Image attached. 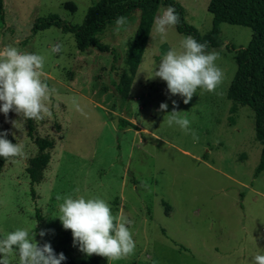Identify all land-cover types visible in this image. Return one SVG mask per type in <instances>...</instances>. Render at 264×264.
Listing matches in <instances>:
<instances>
[{
  "label": "rangeland",
  "instance_id": "1",
  "mask_svg": "<svg viewBox=\"0 0 264 264\" xmlns=\"http://www.w3.org/2000/svg\"><path fill=\"white\" fill-rule=\"evenodd\" d=\"M97 1L4 0L1 46L44 57L41 79L50 94L44 102L48 112L35 120L36 136L54 139L55 146L44 178L33 190L26 168L37 145L28 136L25 120L11 110L7 117L0 113L3 125L24 145V156L9 159L0 174V235L34 226L38 244L47 241L90 264V255L72 244L70 230L55 217L65 196L80 194L105 199L114 217L131 221L134 251L118 260L105 257L100 264H250L252 255L264 254V169L257 173L262 146L256 139L254 112L234 103L227 92L236 71L235 49L248 45L253 30L220 24L223 43L209 51L218 54L215 63L223 78L212 92L197 89L185 104L167 95L166 82L145 72L190 35L173 25L162 40L153 24L129 104H121L114 82L127 66L139 11L126 18L119 32L112 24L98 35L99 44L109 51H81L74 35L56 26L32 35L35 20L49 14L82 24ZM175 1L182 5L187 23L200 34L209 32L210 0ZM167 7L160 6L157 16ZM54 44L61 45L57 53L51 52ZM115 50L118 69L112 71ZM161 102L167 103L166 110H158ZM173 107L189 119L195 140L167 125L165 111ZM120 117L135 126L119 129ZM40 230L45 231L43 237ZM9 259L15 264L14 253Z\"/></svg>",
  "mask_w": 264,
  "mask_h": 264
},
{
  "label": "clouds",
  "instance_id": "2",
  "mask_svg": "<svg viewBox=\"0 0 264 264\" xmlns=\"http://www.w3.org/2000/svg\"><path fill=\"white\" fill-rule=\"evenodd\" d=\"M178 22L174 8L170 5L154 18V31L163 40L169 27ZM127 23L119 16L114 21V32H119ZM202 43L191 36L179 41L178 47H169L160 57L159 63L145 72L149 78L158 77L166 82L167 95L178 96L187 104L197 89L212 92L221 82L223 74L217 66V53L205 51ZM61 49L60 44L51 47L52 53ZM44 57L35 52L20 51L12 45L0 48V113L7 117L11 110L23 120H40L48 112L45 101L50 89L41 79ZM175 106L176 100H171ZM167 103L161 102L158 110H166ZM167 125L176 126L195 140L196 133L189 127L190 121L178 115L173 107L165 111ZM17 120L11 123L17 127ZM19 129V128H18ZM5 130H0V158H22L24 145L12 142ZM58 217L63 229L70 230L72 244L86 255L98 254L108 261L118 260L131 254L135 248L130 231L131 221L114 217L108 202L97 196L67 195L57 205ZM33 227H17L0 235V264H12L9 255L15 254V264H61L65 260L62 252L53 251L49 242L38 244L33 238ZM45 235L44 230L38 233ZM250 264H264V254L251 256Z\"/></svg>",
  "mask_w": 264,
  "mask_h": 264
},
{
  "label": "trees",
  "instance_id": "3",
  "mask_svg": "<svg viewBox=\"0 0 264 264\" xmlns=\"http://www.w3.org/2000/svg\"><path fill=\"white\" fill-rule=\"evenodd\" d=\"M172 6L178 17L175 24L180 33L190 35L199 42H206L205 51L219 47L223 41L220 38L222 22L248 26L253 30L251 40L245 47L235 49L236 71L228 87L227 97L234 103L247 106L254 112L256 139L262 146L260 164L257 173L264 169V0H210L209 11L213 15V24L209 32L200 34L184 18V9L175 0H98L89 7L82 24H74L63 19L58 14H49L35 20L32 35L39 31L56 26L65 33L75 37L76 46L81 51L96 47L101 51H109V46L99 44L98 35L114 24L117 17L125 18L139 11V21L134 33V39L127 55L126 67L114 85L121 104H129V93L133 79L143 58L149 41L154 18L160 6ZM66 6L74 10V4L67 2ZM0 13L4 14V0H0ZM118 53L115 50L111 69H118ZM133 125L129 120L120 117L118 128L123 129ZM27 133L38 148L37 153L28 160L26 171L30 178L32 189L44 178V172L51 160V150L55 146L54 139L48 136H36L35 120H26ZM0 130L7 132V139L17 142L14 135L3 125L0 119ZM9 159L0 158V174ZM56 253L62 252L65 260L61 264H86L76 261L64 248H54ZM105 257L98 254L89 256L90 264H100Z\"/></svg>",
  "mask_w": 264,
  "mask_h": 264
},
{
  "label": "built area",
  "instance_id": "4",
  "mask_svg": "<svg viewBox=\"0 0 264 264\" xmlns=\"http://www.w3.org/2000/svg\"><path fill=\"white\" fill-rule=\"evenodd\" d=\"M0 48H2L1 44H0Z\"/></svg>",
  "mask_w": 264,
  "mask_h": 264
}]
</instances>
